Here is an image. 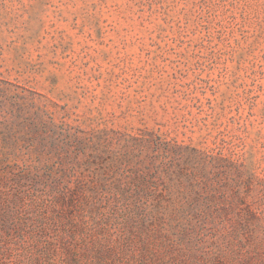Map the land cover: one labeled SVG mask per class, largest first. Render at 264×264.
Instances as JSON below:
<instances>
[{"label":"rangeland","instance_id":"rangeland-1","mask_svg":"<svg viewBox=\"0 0 264 264\" xmlns=\"http://www.w3.org/2000/svg\"><path fill=\"white\" fill-rule=\"evenodd\" d=\"M0 264H264V0H0Z\"/></svg>","mask_w":264,"mask_h":264}]
</instances>
